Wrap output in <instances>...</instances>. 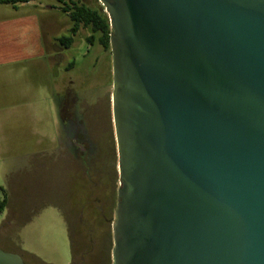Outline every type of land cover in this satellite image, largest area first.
I'll list each match as a JSON object with an SVG mask.
<instances>
[{"label": "water", "instance_id": "1", "mask_svg": "<svg viewBox=\"0 0 264 264\" xmlns=\"http://www.w3.org/2000/svg\"><path fill=\"white\" fill-rule=\"evenodd\" d=\"M120 187L112 264H264V0H99ZM0 264H25L0 249Z\"/></svg>", "mask_w": 264, "mask_h": 264}, {"label": "rangeland", "instance_id": "2", "mask_svg": "<svg viewBox=\"0 0 264 264\" xmlns=\"http://www.w3.org/2000/svg\"><path fill=\"white\" fill-rule=\"evenodd\" d=\"M81 1L105 11L99 0ZM29 4L42 16L52 5L58 6L55 0ZM69 35L66 28L63 36ZM90 35V30L79 32L58 64L49 58L54 99L43 86L28 96L27 105L21 98L15 103V99L0 97V200H7L0 212V249L18 254L25 264L68 263L71 251L65 214L76 213L84 195L77 168L58 151L63 133L61 102L76 98L73 106L85 107L92 132L101 135L100 139H110L105 124L113 91V58L99 45L100 36L90 43ZM33 81L37 86L35 78ZM2 84H8L7 78ZM107 148L104 163L111 172L114 162L117 165V152L110 145ZM107 181L109 188L111 182ZM91 183L97 195L101 191L108 194L98 176Z\"/></svg>", "mask_w": 264, "mask_h": 264}, {"label": "flooded vegetation", "instance_id": "3", "mask_svg": "<svg viewBox=\"0 0 264 264\" xmlns=\"http://www.w3.org/2000/svg\"><path fill=\"white\" fill-rule=\"evenodd\" d=\"M83 30L89 31L90 28L81 29L79 32ZM90 32V36L94 35L91 30ZM90 36L87 37V40ZM64 49L66 48L64 47ZM104 50H109L112 55L111 47ZM74 102H76V98L72 99L71 102L67 98L60 105V120L63 133L58 151L63 154L64 159H67L69 164L71 163L77 168L76 173L81 176L80 182L83 184L84 195L76 213L71 214L70 212L68 215V213L65 214V210H62L65 214L71 251L67 264H112L114 247L113 225L116 220L118 191L120 187L118 156L117 165L114 162L111 172L104 163L106 158L104 154L109 149L107 148L108 145H110L111 150L115 149L117 152L115 132H113L112 125V92H110L108 97V106L106 108L108 114L106 115L105 124L107 129L109 128L110 130V139H106V136L100 139L101 135L97 136L92 132L89 119L86 115L87 112L84 111L85 107L73 106ZM86 107L89 108L88 105ZM97 119L96 122L100 119L99 115ZM97 176L101 184L104 187L106 186L108 194H104L101 191L97 195L96 192H93V183L91 182ZM107 180L111 182L109 188Z\"/></svg>", "mask_w": 264, "mask_h": 264}, {"label": "crops", "instance_id": "4", "mask_svg": "<svg viewBox=\"0 0 264 264\" xmlns=\"http://www.w3.org/2000/svg\"><path fill=\"white\" fill-rule=\"evenodd\" d=\"M29 5V2L15 5L0 2V97L15 99V103L21 98L25 105L29 104L28 96L33 91L37 93L41 86L54 99L49 58L60 62L64 47L59 40L66 28L68 31L71 28L69 17L57 6L52 5L42 16ZM6 78L8 84L3 85ZM33 78L37 86L32 85Z\"/></svg>", "mask_w": 264, "mask_h": 264}, {"label": "trees", "instance_id": "5", "mask_svg": "<svg viewBox=\"0 0 264 264\" xmlns=\"http://www.w3.org/2000/svg\"><path fill=\"white\" fill-rule=\"evenodd\" d=\"M32 0H0L3 4L28 3ZM58 8L66 14L71 23L72 28L70 35L59 40L60 44L66 49L70 48L74 42V37L81 29L90 28L94 35L99 34V44L104 49L110 48V35L112 33L108 15L103 9H93L85 5L81 0H55ZM92 35L88 41L92 43L95 36ZM7 200H0V212H3Z\"/></svg>", "mask_w": 264, "mask_h": 264}]
</instances>
